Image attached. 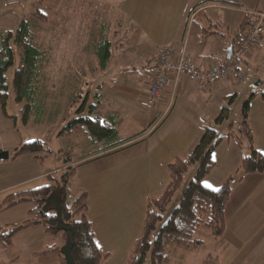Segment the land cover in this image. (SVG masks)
<instances>
[{"label": "crops", "instance_id": "1", "mask_svg": "<svg viewBox=\"0 0 264 264\" xmlns=\"http://www.w3.org/2000/svg\"><path fill=\"white\" fill-rule=\"evenodd\" d=\"M19 2L0 0V12L12 7L22 12ZM119 6L136 24L133 40L146 34L145 40L151 44L150 48L158 50L157 57L167 45H174L177 50L185 51L192 64L208 70L229 60L228 48L237 31L251 11H264V0H119ZM208 27L218 33L205 35L204 30ZM141 46L138 43L136 50ZM145 61L149 67L150 57L147 56ZM261 63H264V36L246 57L241 69L257 68ZM156 64L155 59L153 69L148 70L150 73H147V69L137 68L130 59L121 67L122 72H126L122 86L128 88L130 96L136 98L135 103L139 101L140 107L145 105L144 99ZM234 81L241 80L225 77L207 87H201L197 80L189 76L172 80L148 117L140 120L132 113L128 116L134 122L146 126L123 137L134 136L147 129L138 141L128 142L109 154L103 165L93 166L99 162L97 159L87 160L77 167V179L88 193L89 212L97 241L105 251L114 253V248H118L122 254L121 263L142 233L148 197L162 190L167 182L168 164L189 152L210 122L216 123L215 119L224 107L218 101L229 96L228 86ZM104 86L101 87L102 91ZM197 92L204 93L203 104V98L195 100L196 96L192 97ZM255 93L257 95L250 97L252 103L248 121L255 137L254 146L264 154V91ZM186 103L200 104L201 110L196 111L190 120H181L182 123L169 125L159 131L157 127L160 122L152 125L156 118L163 114L168 116L171 109L173 111L178 106L179 112L187 108L189 110ZM204 106L212 107V110L208 112ZM110 107L103 97V115L116 116L114 112L105 114L102 110ZM12 116L15 117L6 116L0 108V150L10 152L8 159L0 160V206L10 193L48 183L49 178L46 176L62 167L47 166L46 159L40 161L32 154L11 157L12 142L18 134L17 115ZM249 153L250 150L238 146L234 138L223 139L214 151L216 165L219 160L222 169L217 176L213 169L204 179L206 185L217 188L226 179L232 178L225 232L221 238H215L231 254L222 258L226 264H232V257L235 256L237 259L242 257L240 264H264V172L243 173L239 170L241 161ZM31 207L32 204L26 202L1 209L0 227L24 221ZM51 243L50 236L42 227L24 229L14 237L11 245H0V264H60L56 253H42ZM220 249L218 246L217 250Z\"/></svg>", "mask_w": 264, "mask_h": 264}, {"label": "trees", "instance_id": "2", "mask_svg": "<svg viewBox=\"0 0 264 264\" xmlns=\"http://www.w3.org/2000/svg\"><path fill=\"white\" fill-rule=\"evenodd\" d=\"M36 2L38 5L35 10L30 16L22 15L15 30L7 29L0 34V107L3 114L11 118L15 117L6 110L8 84L5 75L7 69L14 63L12 46L14 43L20 51L21 61L16 69L13 84L16 99L27 101L23 116L25 122L28 121L31 107L43 108L44 98L54 93L56 89L53 82L51 89L47 85L52 70L49 69L48 52L36 44V29L41 24L54 23L55 20H51L49 6L44 4V0ZM70 2L73 3L71 7L75 15L84 12L85 21L90 18L88 10L94 6V0H70ZM123 15L127 22H132L125 14ZM247 18L231 43L232 51L237 38L246 28ZM204 31L205 35L218 33L210 27L205 28ZM111 46L106 36L103 35L99 39L96 45L99 61L90 65L89 69L93 74L88 77L89 81L87 79L85 81L88 85L86 89L78 86L73 94L74 97L81 98L85 93L82 103L76 110L77 116L67 121L59 132V136L62 137L85 135L89 145L96 144L93 146L94 150L78 161H75L71 155L64 159L65 152L62 151L63 165L59 171L60 177L49 173V183L19 190L6 196L0 210L26 202L31 203L32 207L28 218L24 221L0 227V245H11L19 232L39 226L52 241L42 253H56L60 264H68L66 247L69 248L75 264H104L110 257L111 253L105 251L97 241L89 212L88 193L79 184L77 167L87 160L112 154L128 142L138 141L147 131L146 129L134 136L122 138L117 127V117L106 116L101 112L102 85L98 84L94 93L89 88L95 74L107 68L112 55ZM86 71L83 68V72ZM255 95L257 93L253 94V97ZM250 105L251 98L245 102L243 120L237 133L231 128L228 133L219 135L214 127H206L189 152L184 156L176 157L168 164L167 182L162 190L148 197L142 233L131 246L125 264H178L173 259L178 251L186 253L199 251L204 246L207 235H212L216 239L223 236L227 206L232 191L230 183L232 178L226 179L218 188L206 185L204 179L217 164L214 157L216 147L223 139L230 137L235 139L238 146L250 150L249 155L241 161L239 170L243 173L264 172V154L254 146L255 137L248 121ZM228 109V107L221 109L215 119L216 123H221L228 117ZM73 149L69 148L67 152H72ZM50 152L44 140L35 139L17 145L11 151V157L32 154L40 161H44ZM197 162L199 167L195 177L184 188L178 205L163 222V213L181 187L185 173ZM60 182L61 198L50 202L49 198Z\"/></svg>", "mask_w": 264, "mask_h": 264}, {"label": "rangeland", "instance_id": "3", "mask_svg": "<svg viewBox=\"0 0 264 264\" xmlns=\"http://www.w3.org/2000/svg\"><path fill=\"white\" fill-rule=\"evenodd\" d=\"M19 1L22 5V12H20V9L16 10L14 7L0 12V34L7 29L15 30L20 17L22 15L30 16V13L34 11L38 5L36 2L37 0ZM69 3H71L70 0H44V4L49 6L51 20H55V22L46 25L41 24L40 27L36 29V44L48 52L49 69L52 70L49 76L50 81H47V85L48 88L51 89L53 82L56 85V89L54 93L44 98L43 108L31 107L27 122H25L23 117L27 101H18L16 99L17 95L13 84L16 69L21 61L20 51L16 45L12 43L13 41L11 43L14 49V63L5 73L6 82L8 84L6 110L10 115H17L18 123V134L16 135V140L12 142V145H14L11 149H14L17 145L25 141H32L35 139L44 140L46 146L51 150L46 157L47 161L45 164L47 166L63 165L62 151L65 152L64 159L71 155L75 161H78L85 154L94 150L93 146L96 144L89 145L85 135L62 137L59 136V132L67 121L77 116L76 110L82 103L85 93L81 98L74 97L73 94H75L78 86L86 89L88 84H86L85 81L93 74L89 69L90 65L94 64V62L98 63L99 61L96 45H98L99 39L103 35L106 36L112 44V55L108 67L95 74L94 78L91 79L93 81L90 82L89 88L94 93L97 90L96 86L98 84L105 85L103 90L104 101L106 100V103H109L112 107L102 110L105 111V114L113 112L116 114L118 130L121 137L128 136L130 133H136L146 127L142 126L140 121V123H137L131 120L128 117L131 113L141 120L143 117H148L152 112L151 109L156 107H150L146 102L144 103L145 105L140 107L138 104L139 101L135 103L134 99L136 100V98L133 99L132 96H130L131 93L128 88L122 86V81L125 80L124 73L126 72H122L121 67L123 68L124 65L127 64L128 59H130L132 64L137 68L141 70L147 69V73H150L148 70L153 69L154 61L158 58V50L156 48L154 49V47L153 49L150 48L151 44L149 41L145 40L146 34L143 36L139 35L137 40H133L132 37L135 35L136 24L126 21V17L123 15L124 13L119 6V0H94V6H91V10H88L90 17L88 20L91 22H87L88 20L85 21L84 12L78 16L75 15L71 7L73 3ZM138 43H141L142 46L136 50L135 46H137ZM147 56L150 57L151 65L149 67H147L145 61ZM83 68L87 70L85 73L83 72ZM243 71L246 74L244 80L231 82L232 85L228 86L230 89V92H228L229 96L218 101L222 103V106L229 108L228 117L219 124L214 122L208 124L210 125L209 127H214L219 135L227 133L231 128L237 133L239 123L243 120L245 102L250 99L255 91L259 93L264 91V63H261L257 68L244 67ZM136 82H138V80L135 81V86L137 85ZM193 96H196L195 100H198L199 97L200 99L203 98L201 103H204L203 92H197L195 95H192V97ZM141 100L143 99L141 98ZM91 101H93L92 96ZM144 101H146V97ZM186 104H188L189 110L187 108L179 112L180 107L178 106L173 111L171 109L168 116L163 114L156 118L152 125H157L160 122V126L157 127L159 131L161 128L165 129L169 125H176L179 122L182 123L181 120H190L192 115L194 117L196 111L201 110L200 104ZM137 106L139 108H137ZM206 107L208 112L212 110V107L209 108L208 106H204L203 108ZM129 111L130 113L127 115ZM204 112H206V109ZM199 118L200 115L198 116V119ZM69 148L74 149L72 152H67ZM107 156L110 155L97 158L99 162L97 164L95 163L96 165L93 166L105 164L108 160V158H106ZM97 159H92L91 161ZM222 166V163L218 160V165L214 168L215 176L219 174ZM198 167L199 163L197 162L191 165L185 173L181 187L177 190L172 201L163 213V222L178 205L184 188L195 177ZM61 169L62 167L51 173L53 176L60 177L61 172L59 171H61ZM46 178L48 177L46 176ZM61 187L62 184L60 182L53 190L49 198V200H51L50 202L58 201L61 198ZM218 246L221 248L220 250H217ZM114 249H116L114 253L110 251L111 255L106 260L105 264H125L129 252L121 263V251L118 248ZM230 255L231 254L226 251L219 241H216L212 235H207L205 244L201 250L191 253L178 251L173 256V259L178 264H226L225 260L222 258ZM241 259L242 257L238 259L237 256L232 257V264H240Z\"/></svg>", "mask_w": 264, "mask_h": 264}, {"label": "built area", "instance_id": "4", "mask_svg": "<svg viewBox=\"0 0 264 264\" xmlns=\"http://www.w3.org/2000/svg\"><path fill=\"white\" fill-rule=\"evenodd\" d=\"M263 36L264 11H251L245 30L237 38L231 58L208 70L192 64L184 50L179 51L174 45H167L158 56L145 102L150 107L157 106L164 95L165 87L181 76L194 78L201 87H207L225 77L243 80L246 74L241 65Z\"/></svg>", "mask_w": 264, "mask_h": 264}, {"label": "water", "instance_id": "5", "mask_svg": "<svg viewBox=\"0 0 264 264\" xmlns=\"http://www.w3.org/2000/svg\"><path fill=\"white\" fill-rule=\"evenodd\" d=\"M232 48H233L232 46H229V48H228V58H231V56H232V53H233ZM9 157H10L9 151L0 150V160L8 159ZM65 254L67 256L68 264H75L68 247H66V249H65Z\"/></svg>", "mask_w": 264, "mask_h": 264}]
</instances>
